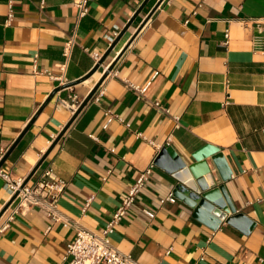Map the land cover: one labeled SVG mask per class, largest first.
<instances>
[{
  "label": "crops",
  "instance_id": "0c3cea01",
  "mask_svg": "<svg viewBox=\"0 0 264 264\" xmlns=\"http://www.w3.org/2000/svg\"><path fill=\"white\" fill-rule=\"evenodd\" d=\"M74 1L0 0V163L19 139L0 171L25 180L39 164L28 187L49 171L66 183L56 205L63 222L20 210L0 238V264H67L74 227L100 235L162 148L192 164L205 146L222 154L231 173L222 185L245 223L213 229L209 212L196 215L177 198L161 205L175 182L154 165L110 244L138 264H264V39L250 22L264 18V0H163L138 30L159 1L148 0L100 65L145 0H92L79 23ZM116 57L104 97L91 99L48 152L73 116L61 102L82 103ZM124 81L146 88L143 97ZM10 198L0 177V213Z\"/></svg>",
  "mask_w": 264,
  "mask_h": 264
},
{
  "label": "built area",
  "instance_id": "2783aa9c",
  "mask_svg": "<svg viewBox=\"0 0 264 264\" xmlns=\"http://www.w3.org/2000/svg\"><path fill=\"white\" fill-rule=\"evenodd\" d=\"M39 2L40 8H42L44 6L45 0H39ZM91 2L92 0L74 1L77 23H79L81 19L88 15ZM8 9L9 10L6 15L5 21L6 25H8L13 19V11L11 5H9ZM250 22L254 25L256 31L260 35L258 37L264 39V18L255 20L252 19L250 20ZM227 37L228 36L225 35L226 40ZM223 44L226 45L227 41H225ZM74 45L75 42L73 36L68 38L64 43L63 56L65 61H67L70 57ZM93 57L95 59H98L97 55H93ZM64 67L65 65H63V69ZM107 69L108 66L105 68V71H107ZM49 78L64 84V82L62 81V77L49 76ZM123 83L129 89L136 92L139 97H143L146 88L140 89L137 86L131 85L127 81H124ZM104 94L105 91L100 84L99 88L96 90L95 94L92 97L93 101L99 102L104 97ZM61 104L65 108L70 110L72 114H74L80 106L81 102H79L76 97H72L71 103L62 101ZM153 106L159 108L158 104L156 103L153 104ZM105 116H109L108 122L113 119L112 114L109 110H105ZM174 120L177 121V118H175ZM153 168L154 165L151 164L146 170L139 173V177L128 189V192L123 201L118 205L110 220L105 224V227L100 235L87 231L79 226L74 227L75 238L70 244L67 245L65 254L62 258L63 263L138 264L130 255L119 252L110 244V235L113 233L114 228L123 221L130 208L134 205L138 194L148 183ZM50 175V171L45 173L43 176L44 179L42 181L38 182L34 187H28L27 185L23 186V179L11 180V178L7 174H2L0 171V177L4 180L5 186L7 187L11 197L15 193H18L15 199L17 200L16 207L13 209L12 213L8 215L0 224V238L10 227L14 215L18 214L22 209L35 207L43 210L47 214V216L54 222H63L58 216L56 205L58 198L61 196L66 187V183L60 179L52 178ZM89 202L90 200L86 202L85 207ZM176 202L177 200L172 194H169L164 199L160 200L161 205L165 203L175 204ZM144 214L149 218L154 217L152 213L146 210L144 211Z\"/></svg>",
  "mask_w": 264,
  "mask_h": 264
},
{
  "label": "water",
  "instance_id": "95a60500",
  "mask_svg": "<svg viewBox=\"0 0 264 264\" xmlns=\"http://www.w3.org/2000/svg\"><path fill=\"white\" fill-rule=\"evenodd\" d=\"M148 0H145L135 15L132 17L131 21L128 23L127 27L120 33V35L114 40L111 44L107 52L101 57L98 65L102 64L106 57L110 54L111 50L119 41L122 34L126 31L129 25L133 22V20L140 13L142 8L145 6ZM163 0H159L151 12L148 14L146 19L143 21L141 26L138 28L140 30L142 26L146 23V21L152 16L155 10L160 6ZM137 30V32H138ZM135 33V35L137 34ZM134 35V36H135ZM119 57L111 63L108 67L107 71L103 74L98 83L93 87L88 96L82 101L78 109L73 114L70 121L65 125L62 129L58 137L53 142L51 148L58 143V141L63 137L68 128L74 122L79 113L84 109V107L88 104V102L92 99L96 90L99 88L100 84L107 77L108 73L113 69L114 64L117 62ZM58 92L55 90L47 99L45 105L52 99V97ZM42 108L40 109V111ZM39 111V112H40ZM38 114V113H37ZM30 126V125H29ZM29 126L25 129V131L29 128ZM18 140L14 142L9 151L6 153L5 157L0 163V167L2 163L6 160L10 152L18 143ZM48 153H46L47 155ZM43 156V159L46 157ZM192 160L194 163L187 164L182 158H180L172 148H162L154 162V165L163 170L166 174H168L171 179L175 182V185L172 190V195L177 198L179 201L193 208L196 215H200L206 212H209L213 218H215L216 225L212 228L215 229L218 224L222 221H226L228 224L233 225H241L245 223V219L242 215H235V210L232 208L230 203L227 200L224 187L222 183H225L230 179L231 173L226 166L224 158L218 149L212 148L210 146H205L198 151H196L192 156ZM39 164L35 167L32 173L24 180L23 186H25L31 176L34 174ZM18 193H15L1 211V214L8 208V206L16 199ZM227 213H231V217H226ZM214 222V221H213Z\"/></svg>",
  "mask_w": 264,
  "mask_h": 264
}]
</instances>
